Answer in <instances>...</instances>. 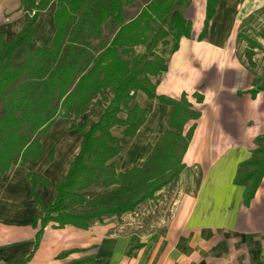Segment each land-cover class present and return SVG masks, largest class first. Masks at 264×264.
Here are the masks:
<instances>
[{
  "label": "crops",
  "instance_id": "crops-1",
  "mask_svg": "<svg viewBox=\"0 0 264 264\" xmlns=\"http://www.w3.org/2000/svg\"><path fill=\"white\" fill-rule=\"evenodd\" d=\"M263 9L264 0H219L206 35L199 39L206 0H190L184 14L193 23L192 35L167 54V70L153 76L157 94L179 98L186 92L200 111L185 125V130L193 123L195 128L182 159L183 174L199 172L197 187L181 192L163 229L121 230L123 213H105L91 218L87 228L57 227L51 222L37 245L39 226L33 222L42 213L40 204L55 198V184L67 173L82 139L76 146L69 142L66 149L49 148L41 140L38 160L13 164L0 175V264H264V177L249 203L244 196L250 180H237L250 169L245 162L256 156L255 149L264 145L257 140L264 134V90L255 95L251 90L263 84L264 76L259 65L245 61L239 51L243 26L259 21ZM22 16L21 23L0 18L7 41L24 27L26 14L17 18ZM196 91L203 100H197ZM149 100L153 103L136 136L151 131L153 143L148 150L142 140L136 141L131 150L137 153L136 161L121 170L142 165L168 126L172 106L157 98ZM29 171L49 179L48 185L36 187L40 204L32 196ZM97 184L84 191L88 198L99 193L95 194Z\"/></svg>",
  "mask_w": 264,
  "mask_h": 264
},
{
  "label": "trees",
  "instance_id": "trees-1",
  "mask_svg": "<svg viewBox=\"0 0 264 264\" xmlns=\"http://www.w3.org/2000/svg\"><path fill=\"white\" fill-rule=\"evenodd\" d=\"M134 1L21 0L27 11L24 27L9 41L0 31V175L13 164L42 156L40 134L47 132L61 112L80 115L96 96L104 95L106 89L112 92L98 120L90 126L72 123L82 134L80 148L67 173L55 184L56 196L49 204H40L36 193V187L48 185L49 179L36 171L27 173L32 196L42 209L33 222L39 226L37 245L49 223L87 228L93 217L132 211L185 168L183 154L195 123L187 130L185 125L198 118L200 111L193 108L186 92L179 98L157 94L153 76L167 70L168 47L174 52L183 37L192 35L193 23L184 14L190 0H146L137 14L126 19L125 8ZM218 1L206 0L199 39L206 35ZM49 8L55 25L51 41L26 50V59L15 64L16 51L33 41L40 12ZM109 21L116 26L110 40L102 37L103 24ZM251 43L246 56L252 62L258 43ZM140 45L145 49L138 50ZM251 90L255 95L264 90V83ZM137 91L172 106L168 126L142 165L116 170L114 157L121 151L122 141L112 128L120 125L124 135L132 138L149 112L133 103ZM194 96L203 100L198 91ZM257 140L264 142V134ZM255 154L245 162L250 169L237 179L250 180L245 203L264 177V145ZM96 183L110 188L88 198L85 189Z\"/></svg>",
  "mask_w": 264,
  "mask_h": 264
},
{
  "label": "rangeland",
  "instance_id": "rangeland-1",
  "mask_svg": "<svg viewBox=\"0 0 264 264\" xmlns=\"http://www.w3.org/2000/svg\"><path fill=\"white\" fill-rule=\"evenodd\" d=\"M0 1V18L4 19L5 21L16 20L21 23L23 16L22 18H20V20L17 17L27 14V11L24 10L22 6L18 4L20 2H18L17 0ZM144 2H146V0H135L132 5H127L125 8L126 19H129L130 17L137 14L141 6H143L142 3L144 4ZM40 14L41 15H39V20L36 23V41L34 40V44H31V42L28 44L26 43V46H24V44L21 48L16 51L15 64L19 65L23 62L24 59H26V50H33L38 45V43H42L43 45V42H50L52 39L55 31V25L52 16V8L49 9L47 12H40ZM18 28L19 25L16 29ZM115 31L116 26L114 25V23L110 21L106 22L103 24L102 37L104 39L110 40L113 37ZM242 31V37L239 41V51L241 52V55L243 54V58L245 59V61L251 64L254 63L255 65L258 64L259 70L264 76V46L260 44L257 39L259 38L264 41V38L262 36V34L264 33V9L263 13L259 15V21H256V23L254 22L252 24L244 25ZM251 40L256 41L258 43V47H254L255 49L253 61L249 62L246 56V49L249 45L252 44ZM170 47L171 46L168 47V53H170L171 51ZM137 49L144 50L145 46L140 45ZM160 49L161 48H157L156 51H159ZM262 75L260 79H262ZM136 93L138 94V96H136L137 98L134 99L133 103L137 102L143 104L142 107L149 109L151 107V104L153 103L151 100H149L150 98L142 91H137ZM141 95L143 96V98L139 97ZM110 97H112V92L110 89H106L104 95L99 94L93 99V101L88 105L87 109L83 112L85 114L82 113L80 115H75L74 111L69 114L61 112L56 117L52 125L53 129H50L47 132L40 134L41 140H44V142L49 148L53 147L54 149H57L56 147L59 146L60 149H66L69 146V142H72L76 146L78 140L80 141V136L82 139V134L79 133L76 128L72 127V123L74 122L77 125L86 124L87 126H90L100 115L99 112H103V109L105 105L108 104ZM121 114L123 115V113ZM112 131L115 135L119 136L122 141V149L119 154L114 157L116 170L126 169V167L129 166L130 162L132 163V161H136L135 159H137V153H131V150H134V148L136 149V141L142 140L145 145H148L147 148L148 150H150L151 143H153L154 140V136L150 135L151 131H147L146 133L142 132L139 136L135 135L133 138L126 137L123 133V127L120 125L116 127L114 126L112 128ZM145 153L146 152L141 154ZM117 163H120L121 166H117ZM183 172L182 175L176 176V179L170 184H166L165 186H163V188L158 190L156 192L157 194H155L153 198H147L142 202L138 203L133 211L123 212L122 218H120V224L122 225V227L120 226L121 230L139 229L143 230L144 232H148L156 228L163 229L171 217L174 206L177 203L178 198L181 196V192L185 190L193 191L197 187L199 172L194 171V169H192L190 173L187 172L183 174ZM181 176L184 177L183 181H179L177 179V177L179 178ZM96 187L97 188L95 190V194L98 193V191L99 193L103 191H108L110 188L102 186L101 183L97 184ZM87 189L89 190V188ZM117 221L118 220L116 218L115 222Z\"/></svg>",
  "mask_w": 264,
  "mask_h": 264
}]
</instances>
